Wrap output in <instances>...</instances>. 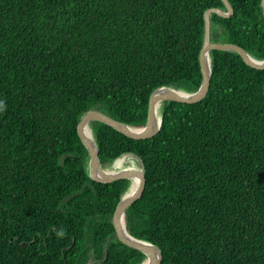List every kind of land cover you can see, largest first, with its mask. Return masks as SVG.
I'll return each mask as SVG.
<instances>
[{
    "label": "trees",
    "instance_id": "trees-1",
    "mask_svg": "<svg viewBox=\"0 0 264 264\" xmlns=\"http://www.w3.org/2000/svg\"><path fill=\"white\" fill-rule=\"evenodd\" d=\"M261 1L228 0L230 16L210 14V39L264 59ZM211 7L225 9L222 0H0V264L143 261L112 235L132 177L77 193L89 180L78 122L96 109L141 127L155 88L195 91ZM210 66L206 95L164 100L150 138L89 125L103 167L128 152L142 160L144 189L124 221L159 248V264H264V68L217 49Z\"/></svg>",
    "mask_w": 264,
    "mask_h": 264
},
{
    "label": "water",
    "instance_id": "water-1",
    "mask_svg": "<svg viewBox=\"0 0 264 264\" xmlns=\"http://www.w3.org/2000/svg\"><path fill=\"white\" fill-rule=\"evenodd\" d=\"M225 9H221L218 7H211L208 8L204 12V34H203V42L199 53V62L202 72V79L199 87L193 92H187L182 89H177L171 86H159L155 88L149 96V109H148V118L144 126L141 127H134L118 120H115L111 116L105 114L104 112L96 109H90L83 113L80 117L78 122V134L86 146L88 152V161H87V174L89 176V180L84 182L82 186L77 190V193L82 191L86 186H93V181L95 182H102L108 183L117 178H128L137 177L138 186L136 191L131 194L130 196H124L131 186V179L130 184L127 190L122 194L120 200L118 201L115 211L113 213L112 222L114 225V232L112 235H115L119 240H121L124 244L139 249L145 254V258H150V264H159L161 260V252L159 248L142 239H138L131 234L128 233L125 227L124 221V213L125 209L128 205L134 201L143 191L144 189V166L142 160L135 155L134 153H123L115 158L112 164L108 167H103L98 155V148L96 142L94 140H90L86 137L83 131V126L90 121H99L106 123L113 127L114 129L118 130L119 132L127 135L128 137L134 139H146L152 137L160 128L162 123V113L159 107V115L156 114V104L161 105L164 100H175L180 102H187L193 103L201 100L207 93L210 78H211V66H210V51L213 49L217 50H226V51H235L237 52L241 58L251 67L262 69L264 68V59L257 60L254 59L250 54L241 46L233 44V43H226V42H216L210 39V14L216 13L223 17H228L233 13V8L228 2V0H222ZM262 6L264 8V0L261 1ZM142 129L141 133H132L129 129ZM131 154L140 162L139 169L135 170L133 168H124V169H117L114 168V162H116L120 157L124 155ZM111 169L113 172L107 173L106 170ZM111 237V236H110ZM109 237V238H110ZM143 261L140 263L142 264Z\"/></svg>",
    "mask_w": 264,
    "mask_h": 264
},
{
    "label": "bare ground",
    "instance_id": "bare-ground-1",
    "mask_svg": "<svg viewBox=\"0 0 264 264\" xmlns=\"http://www.w3.org/2000/svg\"><path fill=\"white\" fill-rule=\"evenodd\" d=\"M156 108V114L159 115V107L160 105L159 104H156L155 106ZM132 133H141L143 130L142 129H133V128H130L129 129ZM83 131H84V134L86 135V137L90 140H93V136H92V131H91V128H90V125L89 123H86L84 126H83ZM126 157L125 156H122L120 157L113 165L114 168H119L121 166V164L123 162H126ZM131 168L135 169V170H138L139 169V165H132L130 166ZM107 173H111L113 172L111 169H107L106 170ZM137 186H138V180H137V177H132L131 178V186H130V189L128 190V192L124 195L125 197L127 196H130L131 194H133L136 189H137ZM151 260L150 258H147L143 261L142 264H150Z\"/></svg>",
    "mask_w": 264,
    "mask_h": 264
},
{
    "label": "rangeland",
    "instance_id": "rangeland-1",
    "mask_svg": "<svg viewBox=\"0 0 264 264\" xmlns=\"http://www.w3.org/2000/svg\"><path fill=\"white\" fill-rule=\"evenodd\" d=\"M124 156L126 157V160H125L126 162L124 163L125 164V167L126 166H132V165H140V162L137 159V157H135V156H133L131 154L124 155ZM119 169H122V168H119Z\"/></svg>",
    "mask_w": 264,
    "mask_h": 264
}]
</instances>
